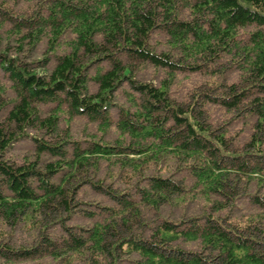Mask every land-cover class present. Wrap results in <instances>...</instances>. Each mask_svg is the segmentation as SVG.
<instances>
[{"label":"trees","instance_id":"1","mask_svg":"<svg viewBox=\"0 0 264 264\" xmlns=\"http://www.w3.org/2000/svg\"><path fill=\"white\" fill-rule=\"evenodd\" d=\"M28 2L29 14L0 1V17L18 30L15 55L0 50V69L20 96L8 114L14 131L0 126V227L38 223L41 255L55 260L87 256L90 251L96 264H117L118 251L130 250L139 257L130 264H264V0ZM161 34L167 36L163 48L152 40ZM42 42L47 55L44 61L35 60ZM225 54L230 55L234 70H239L240 84H230L219 97L206 91L196 93L188 103L171 99L177 71L209 68V73L220 76L213 69L223 66L217 62ZM141 65L163 76L157 85L138 79ZM123 84L141 95L129 99L136 106L135 119L120 107L115 123L119 135L131 139L93 141L82 147L59 135L64 106L101 126L113 125L110 108L117 104L113 96ZM90 85L96 91L89 92ZM200 97L221 105L232 119L249 124L251 133L240 145H233L224 128L211 131L202 111L196 112ZM51 103L55 107L41 116L40 106ZM33 125L59 136L58 141L32 135L36 158L10 161L6 150ZM44 152L58 159L38 166ZM169 159L176 162L173 175L157 173L156 166ZM104 162L114 167L111 178L135 182L133 193L128 184L117 187L103 180ZM85 178L91 179L82 181ZM187 180L191 186L186 189ZM242 181L252 191L254 186L262 190L250 193L249 206L255 211L233 221L227 217L225 223L213 213L240 193L236 185ZM87 183L113 205L98 207L99 219L85 235L68 230L58 249V242L44 234L48 223L42 219L52 212L68 218L77 212L72 203ZM185 195L204 201L212 212L179 224L159 218L152 228V242L139 234L117 233L121 223L140 216L139 205L157 214L161 205L179 203ZM188 244L194 250L185 249ZM7 247L0 243V249L13 250ZM38 248L35 243L14 253L38 256Z\"/></svg>","mask_w":264,"mask_h":264},{"label":"rangeland","instance_id":"2","mask_svg":"<svg viewBox=\"0 0 264 264\" xmlns=\"http://www.w3.org/2000/svg\"><path fill=\"white\" fill-rule=\"evenodd\" d=\"M0 1L9 5L17 12H25L28 14L32 13V5L28 2V0ZM15 26V24H10L8 21L6 22L3 16L0 17V35L2 37V46L0 50H8L7 53L11 56L15 55V47L18 44V39L16 38L18 30ZM166 37L167 36L164 34L154 36V38H152L153 45L159 48L165 47ZM24 49L25 51H28V45H25ZM46 49L47 47L44 42L40 43L37 46L33 59L44 61L43 59L47 55L45 52ZM61 50L62 48L57 50V52H61ZM227 55L228 54H225L222 57L220 56L217 62L218 65L223 64V66L213 69V71L218 72L220 76L209 73L211 72L209 68L206 71L202 70L196 72H190L187 69L177 71L170 87L169 96L171 99L176 101V103H188L195 98L196 93L201 92V94H203L206 91H210V96L216 95V97H219L220 93L227 92V90L224 91V88L230 84H240V72L239 70H234L233 63L230 60V55ZM224 68L227 70H224ZM140 69L141 71L137 77L141 82H152L157 85L159 80L163 77L162 75H157L158 71L153 70L151 66L143 67L141 65ZM160 73L162 74V72H159V74ZM7 82L9 83L0 69V87H5V89L0 88V126L7 127V130L12 132L14 131V127L13 123L8 120V114L10 110L13 109L14 105L17 104L20 96L15 90L9 87ZM213 82H215V84H212ZM118 90H120V92H116L113 96L117 104L110 108L113 125L111 124L108 127L101 126L98 122L96 123L91 121L86 115L74 114L67 109V106H64L61 108L60 112L59 135L64 138H68L69 141H73L71 144H78L82 147H86L93 141L112 143L120 137L121 139H124L125 143L126 137L131 139L129 135L120 136V132L115 126V123L119 118V112L122 111L120 107H124L123 109L128 110L130 118L135 119L133 114L136 106L135 104H131L132 101L129 99H136L141 97V95L132 90L127 84H123ZM94 91H96V86L90 85L89 92ZM204 99L205 98L200 97L197 103L198 108L196 112L202 111V115L206 118V122L209 124L211 131L218 133V129L224 128L227 131V138L230 141H233V145H240L242 140L251 133V130H249L251 128L248 126L249 124H246V122L242 119H232V114L226 111L221 105L207 102V99ZM203 104L206 105L202 106ZM54 107L55 103L48 105L45 104L40 106V109L38 110L40 115L43 116L50 108L52 109ZM202 121L206 123L204 120ZM23 134L26 136L20 137V139L10 145L5 152V156L10 161L21 163L28 159L32 161L36 158V144L31 138L32 135L49 140L50 142L58 141L59 138V136L55 134L45 132L44 129L39 128L37 125L29 126L28 129L23 131ZM87 141L88 143H86ZM57 159V156L44 152L42 157L41 155L39 156L38 166L43 167L46 162ZM175 164L176 162L173 159H169L165 163L161 162L156 166L157 173L173 175V171L176 170ZM163 165H166V169L163 168ZM101 166H103V170L100 172V175L106 183L113 182V184L115 183V186L120 187L121 185L124 188H126V184H128V187H130L128 190L130 193H133L135 185L134 181L129 184V180L128 183H125L126 180H122L121 178H111L113 165H108L107 162H104ZM176 173L177 172L174 174ZM86 179L91 178H85L82 179V181H85ZM33 185L34 187H37V184ZM187 186H191V182L189 180L185 182L186 189ZM236 188L240 193L237 194L231 202L225 204V208L223 210L213 213V215L218 213L221 218H224L225 223H227V217L228 220L233 221L234 218L240 219L249 213H253L255 209L249 206L250 193L259 194V192H262L260 188L256 189L255 186L252 191L250 189L251 185L247 186L245 181L236 185ZM80 192V197L75 198L72 203V209L77 212H73L69 218L66 217V214L63 217V215H60L57 212H50L51 214L46 217L45 220L42 219L43 223H45V221L46 224L48 223L44 234H47L50 239L52 238L55 242H58L56 245L57 247L61 246L63 239L68 237V230L79 234V236H81V234L85 235L89 232L92 229L94 222L99 219L97 218L99 206L108 205L110 207L113 205L110 200H106L104 198L102 192H97L88 183L81 188ZM186 195L179 203L173 200L169 205H161L159 207V213L157 214H155L153 210H149L150 208H145L143 205H139L140 216L121 223L120 226L116 227L117 233L119 236H132L139 234L146 242H152L155 239L152 235L155 230L152 228L159 224V218L163 217L162 219L175 221L174 223L179 224L181 220L189 219L191 216H198V214H201L202 212H212L207 209L204 201L190 195L186 197ZM210 205L211 204L209 202V207ZM58 216H61L62 219L57 220ZM39 218H41V216ZM54 221L55 224H52ZM61 224H64V226H61ZM114 234V232L111 233V235ZM39 236L40 228L36 222L16 224L15 226H7L5 228L0 227V243H6L8 246L7 248L13 249L10 252L0 249V264H96L90 251H87V256L74 257L73 255H65L59 260H55L48 255H41L44 251L43 247L39 246ZM261 242L264 243V239H262ZM35 243L37 247H39L38 256L36 254L23 256L21 255V252L14 253V251L20 248H30L32 245H35ZM184 248L194 250L191 246H189V244ZM58 249H60V247ZM128 251H118L117 264H130V260L139 258L137 254L131 252L130 250ZM108 260L109 259H107V261Z\"/></svg>","mask_w":264,"mask_h":264}]
</instances>
